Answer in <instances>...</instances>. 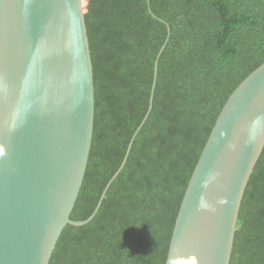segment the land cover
<instances>
[{
  "label": "trees",
  "instance_id": "16d2710c",
  "mask_svg": "<svg viewBox=\"0 0 264 264\" xmlns=\"http://www.w3.org/2000/svg\"><path fill=\"white\" fill-rule=\"evenodd\" d=\"M84 11L95 129L71 218L88 219L113 181L89 223L65 227L50 264H166L212 129L230 95L264 63V0H86ZM231 264H264V151Z\"/></svg>",
  "mask_w": 264,
  "mask_h": 264
},
{
  "label": "water",
  "instance_id": "95a60500",
  "mask_svg": "<svg viewBox=\"0 0 264 264\" xmlns=\"http://www.w3.org/2000/svg\"><path fill=\"white\" fill-rule=\"evenodd\" d=\"M85 5L0 0V264H50L65 227L89 223L113 181L88 219L71 218L95 129ZM152 107L153 94L144 122ZM263 151L264 63L230 95L212 129L166 264H231L244 196Z\"/></svg>",
  "mask_w": 264,
  "mask_h": 264
}]
</instances>
